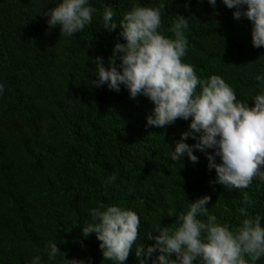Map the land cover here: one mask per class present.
<instances>
[{"label": "trees", "instance_id": "16d2710c", "mask_svg": "<svg viewBox=\"0 0 264 264\" xmlns=\"http://www.w3.org/2000/svg\"><path fill=\"white\" fill-rule=\"evenodd\" d=\"M91 3L97 9L92 23L66 37L59 25H47L44 12L55 6L51 0H0V83L5 88L0 95V264H32L37 255L42 264H60L59 257L48 259L49 241L67 258L114 264L104 260L95 233L82 235L89 210L100 202L137 212V243L146 246L154 243L146 233L157 235L152 231L157 222L175 223L176 217L167 215L170 210L186 212L205 194L211 197L209 214L233 231L244 218L245 195L255 202L249 215L264 214L259 178L247 189L228 190L210 183L216 173L202 152L193 150L196 163L187 156L170 159L169 146L188 129L189 120L149 126L153 104L148 98H131L123 86L117 92L92 85L93 58L102 57L107 67L115 43H124L119 25L103 27L104 4L115 9L117 20L133 4L163 5L164 35L172 36L169 28L177 15L188 20L183 61L200 78L221 76L237 99L252 106L247 96L256 87V75L264 74V47L252 45L250 21L235 19L221 0L215 9L208 0ZM185 142L195 143L191 138ZM114 173L117 180L107 184ZM126 264H138L133 250ZM256 264H264V257Z\"/></svg>", "mask_w": 264, "mask_h": 264}, {"label": "clouds", "instance_id": "9594fccd", "mask_svg": "<svg viewBox=\"0 0 264 264\" xmlns=\"http://www.w3.org/2000/svg\"><path fill=\"white\" fill-rule=\"evenodd\" d=\"M51 2L55 6L44 12L47 25H59L66 37L80 33L97 13L91 0ZM221 2L233 10L235 19L250 21L252 45L264 47V0ZM208 3L215 9L217 0ZM163 10V5L133 4L117 20L115 9L104 4L103 27L114 30L119 25L124 43H115L107 67L102 57L93 58L92 85H107L117 92L123 86L131 98H148L153 104L146 117L149 126L164 128L177 119L189 120L188 129L169 146V157L179 162L187 156L196 163L198 157L193 150L202 152L207 167L216 173L210 183L239 190L247 189L254 178L264 181V74L256 75V87L247 96L253 101L252 106L237 99L235 90L221 76L198 77L193 66L183 61L188 48V20L177 15L169 28L172 36H166L160 31ZM4 91L0 83V95ZM188 138L195 143H186ZM116 180L114 173L106 183ZM210 201L211 197L205 194L192 201L186 212L177 215L170 210L167 215L175 216V223L161 226L157 222L152 231L158 234L146 233L148 239L154 240L151 245L137 243L141 238L137 212L103 202L89 210L90 221L82 224V235L87 238L95 233L104 260L114 264H126L130 250L138 264H256L264 257V214L249 215L247 209L255 202L245 195L240 209L244 218L233 231L229 224H221L209 214L206 205ZM47 248L49 260L59 257L60 264H85L84 260L67 258L55 242L49 241ZM157 251L159 254L153 257ZM32 264H42L41 256L33 257Z\"/></svg>", "mask_w": 264, "mask_h": 264}]
</instances>
